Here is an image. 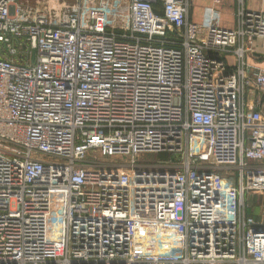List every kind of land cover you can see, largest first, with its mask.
Here are the masks:
<instances>
[{
	"label": "built area",
	"instance_id": "2783aa9c",
	"mask_svg": "<svg viewBox=\"0 0 264 264\" xmlns=\"http://www.w3.org/2000/svg\"><path fill=\"white\" fill-rule=\"evenodd\" d=\"M222 1L0 0V264H264V0Z\"/></svg>",
	"mask_w": 264,
	"mask_h": 264
},
{
	"label": "rangeland",
	"instance_id": "374dc122",
	"mask_svg": "<svg viewBox=\"0 0 264 264\" xmlns=\"http://www.w3.org/2000/svg\"><path fill=\"white\" fill-rule=\"evenodd\" d=\"M20 3L24 4L28 7L38 8L41 11H44L48 15L57 18H64L70 12H72L73 8L78 3V0H18ZM228 4L226 5L228 11H225L224 14L227 17H231V12L234 11V5L232 0H227ZM232 1V2H231ZM200 4L194 6L193 10L196 14H200L203 5L205 4V0H198ZM228 21V20H226ZM26 53V48L23 50ZM21 58V55H19ZM165 154H147L141 157L142 163L145 162H158L159 160L165 158ZM245 205H246V212L253 216L256 219H264V193L263 194H250L245 193ZM145 232V233H144ZM148 231L143 230L139 234L138 244L139 248L146 252H156V244H146L148 240ZM153 238H151L152 240ZM159 251V250H158Z\"/></svg>",
	"mask_w": 264,
	"mask_h": 264
},
{
	"label": "crops",
	"instance_id": "0c3cea01",
	"mask_svg": "<svg viewBox=\"0 0 264 264\" xmlns=\"http://www.w3.org/2000/svg\"><path fill=\"white\" fill-rule=\"evenodd\" d=\"M198 0H194V6L197 5V4H200L197 2ZM232 2V1H231ZM212 3V0H205V4L204 5H207V4H210ZM249 3H250V6L251 7H254V8H258L260 9L263 5V0H249ZM228 4V1L227 0H223L219 5V9L224 13L225 11H228L226 5ZM234 4V3H233ZM203 5V6H204ZM199 6V5H197ZM194 8V7H193ZM201 14V12H200ZM200 14H196V12L193 10V19L195 21H199L200 20ZM228 20V21H226ZM223 25L227 28H234L236 26V22H235V18H234V11L233 13L231 12V17H227L226 14H223Z\"/></svg>",
	"mask_w": 264,
	"mask_h": 264
},
{
	"label": "bare ground",
	"instance_id": "6f19581e",
	"mask_svg": "<svg viewBox=\"0 0 264 264\" xmlns=\"http://www.w3.org/2000/svg\"><path fill=\"white\" fill-rule=\"evenodd\" d=\"M75 8V7H74ZM73 8V9H74ZM145 233V232H144ZM156 248H157V251L158 250H160V249H169V247H168V245H165V246H163V245H161V246H156Z\"/></svg>",
	"mask_w": 264,
	"mask_h": 264
},
{
	"label": "water",
	"instance_id": "95a60500",
	"mask_svg": "<svg viewBox=\"0 0 264 264\" xmlns=\"http://www.w3.org/2000/svg\"><path fill=\"white\" fill-rule=\"evenodd\" d=\"M34 53H35V51L33 50L32 51V61H34V57H35V54Z\"/></svg>",
	"mask_w": 264,
	"mask_h": 264
}]
</instances>
